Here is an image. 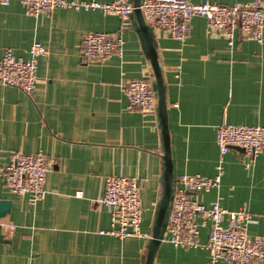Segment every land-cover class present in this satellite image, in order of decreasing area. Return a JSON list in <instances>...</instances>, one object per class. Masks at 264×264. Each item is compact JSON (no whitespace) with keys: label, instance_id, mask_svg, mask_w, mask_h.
<instances>
[{"label":"crops","instance_id":"obj_1","mask_svg":"<svg viewBox=\"0 0 264 264\" xmlns=\"http://www.w3.org/2000/svg\"><path fill=\"white\" fill-rule=\"evenodd\" d=\"M189 1L233 5L252 0ZM125 23L101 10L57 8L33 17L19 2L0 5V58L11 49L29 59L36 42L47 49L38 61L33 96L0 83V200L11 203L10 214L1 220L0 264H146L164 187V135L157 110L128 111L123 84L146 78L153 87L154 72L136 29L138 17L133 14ZM90 32L122 36V55L85 63L81 41ZM154 32L166 85L174 179L182 174L212 178L220 156L218 127L264 126V38L249 40L237 31L229 44L203 17L193 18L185 43ZM15 151L48 158V194L37 205L5 184L2 169ZM111 175L140 184L141 237L121 240L101 233L112 228L108 208L98 203ZM198 199L207 207L218 202L228 211L246 208L253 216L250 235L264 236V151L252 160L231 148L219 188ZM211 224L206 219L201 245L208 242ZM153 264H209L208 251L175 247L164 238Z\"/></svg>","mask_w":264,"mask_h":264},{"label":"built area","instance_id":"obj_2","mask_svg":"<svg viewBox=\"0 0 264 264\" xmlns=\"http://www.w3.org/2000/svg\"><path fill=\"white\" fill-rule=\"evenodd\" d=\"M19 2L29 16L52 14L57 8L76 10H101L108 15H119L128 25L134 12L129 0L111 3L79 0H0L1 6ZM140 9L147 23L165 37L185 43L195 17L207 20L212 31L232 44L239 31L246 39L262 42L264 38V0L249 3L220 5L217 3H193L189 0H143ZM85 63H104L115 55H122L124 40L117 33L90 32L81 41ZM47 55V49L39 42L32 45L30 58L17 57L7 49L0 58V83L15 87L33 96L38 84V61ZM128 99V111L151 114L157 110V97L152 84L146 78L130 79L123 84ZM216 143L219 162L212 178L200 174H182L174 187L170 216L165 240L181 248L204 247L208 251L209 264H264V236L252 237L249 225L252 214L241 208L228 211L218 202L207 207L198 199L202 192L217 189L224 174V157L231 148L242 149L247 157L255 160L264 151V126L231 125L218 127ZM50 164L46 154H28L15 151L9 163L2 169L6 186L16 195L28 196L32 205L42 202L48 191L47 175ZM82 195V192L78 193ZM98 203L108 208L112 228L101 231L121 240L141 237L143 208L140 184L137 179L119 175L106 178V190ZM202 218V221L198 219ZM206 219L212 222L208 242L200 244L201 229ZM228 219L227 225L224 220ZM15 227L9 225V230Z\"/></svg>","mask_w":264,"mask_h":264},{"label":"water","instance_id":"obj_3","mask_svg":"<svg viewBox=\"0 0 264 264\" xmlns=\"http://www.w3.org/2000/svg\"><path fill=\"white\" fill-rule=\"evenodd\" d=\"M130 1L135 8L133 14L138 17V27L136 29L139 32L138 34L140 35V38L142 40L146 56L150 60L151 65L153 67V90L155 91L158 100L157 111L161 119V127L164 135V187L162 197L158 204L153 235L147 245L148 252L146 256V264H153L154 259L156 257V253L165 238L168 219L170 216L171 203L173 199L174 184L176 181L174 179L173 164L170 150L166 85L164 83L162 69L158 61L154 28L147 25L144 15L140 9L143 0ZM10 211L11 203L9 201L0 200V231H2L3 229V224L1 223V220L6 218V216L10 214ZM2 240H4V235L0 233V241Z\"/></svg>","mask_w":264,"mask_h":264}]
</instances>
